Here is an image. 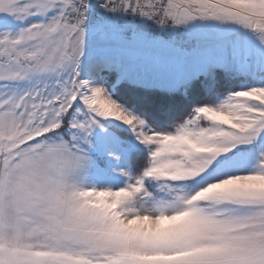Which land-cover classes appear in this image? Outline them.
<instances>
[{
  "label": "snow or ice",
  "instance_id": "snow-or-ice-1",
  "mask_svg": "<svg viewBox=\"0 0 264 264\" xmlns=\"http://www.w3.org/2000/svg\"><path fill=\"white\" fill-rule=\"evenodd\" d=\"M0 264H264V0H0Z\"/></svg>",
  "mask_w": 264,
  "mask_h": 264
}]
</instances>
